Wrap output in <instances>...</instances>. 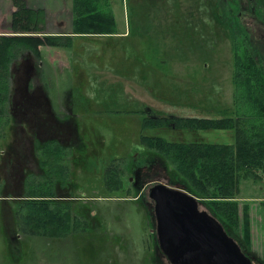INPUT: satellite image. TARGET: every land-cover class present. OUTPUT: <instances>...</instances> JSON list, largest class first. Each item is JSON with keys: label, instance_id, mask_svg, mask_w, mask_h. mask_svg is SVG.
I'll list each match as a JSON object with an SVG mask.
<instances>
[{"label": "rangeland", "instance_id": "rangeland-1", "mask_svg": "<svg viewBox=\"0 0 264 264\" xmlns=\"http://www.w3.org/2000/svg\"><path fill=\"white\" fill-rule=\"evenodd\" d=\"M228 1L223 6L215 0H107L118 33L124 35L75 37L68 50L40 47L52 67L49 93L53 111L75 135L69 140L65 137L69 146L64 166L55 165L48 173L52 178L39 176L36 185L22 183L23 176H17L20 169L28 175L34 168L14 163L0 166V196L18 201L34 187L59 190L54 196L68 198L61 202L63 206L85 223L64 237L25 234L12 223L16 201L0 202V264H164L156 255L154 259L147 198L130 181L134 167L155 156L141 146V136L218 144H232L234 137L232 132L192 134L146 128L143 119L234 116V32L226 5L238 1ZM243 1L241 25L251 50L264 60L260 4L250 0L248 6L249 0ZM72 3L25 0L27 8L43 11L39 19L46 35L71 30ZM11 4V0H0V34H9L3 26L10 21ZM13 130L7 131L12 137L9 141L14 139ZM108 168L122 180L121 189H106ZM258 174L259 180H240L238 199L240 207L246 204L249 210L251 251L247 254L264 264V173ZM151 182L152 186L166 185L158 178ZM148 211L151 215V209ZM240 229L237 237L242 241L241 223Z\"/></svg>", "mask_w": 264, "mask_h": 264}, {"label": "trees", "instance_id": "trees-1", "mask_svg": "<svg viewBox=\"0 0 264 264\" xmlns=\"http://www.w3.org/2000/svg\"><path fill=\"white\" fill-rule=\"evenodd\" d=\"M17 11L13 13V31L22 34L16 44H5L0 39V68L4 69L10 48L23 47L39 55V46L70 48L73 37L34 36L40 34L43 11L25 6V0H12ZM228 1V0H227ZM233 1V0H231ZM259 15L264 17V0H255ZM72 21L70 34L78 37H108L118 34L107 0H72ZM224 0H215L223 4ZM229 3V1H228ZM234 9L236 2L232 3ZM231 39L233 59L232 82L235 91V114L233 117L167 118L144 117L143 126L152 129L178 130L182 133L232 132V144L205 143L199 139L188 143L166 141L160 136H141V146L155 152L148 159L147 166L155 172V178L162 179L172 187L194 196L202 211L207 212L223 226L224 231L240 247L244 254L250 252L249 210L246 204L240 207L238 186L241 179L259 180L258 172L264 173V60L251 50L248 35L238 37L235 25ZM26 34V35H25ZM2 71V70H0ZM2 93V84L0 83ZM2 107V108H1ZM4 113L0 101V116ZM55 153V162L61 158V149ZM55 166V165H54ZM107 169L105 187L109 191L119 190L122 180ZM116 176V177H115ZM24 213L20 221L28 234L64 237L74 227L84 224L73 217L70 208L60 204L53 194L45 191H28L23 202ZM242 224V241L238 240ZM152 236V235H151ZM153 240V239H152ZM154 242V241H153ZM243 246L246 252L243 250ZM250 254V253H249ZM166 258L157 250L154 242V259Z\"/></svg>", "mask_w": 264, "mask_h": 264}, {"label": "flooded vegetation", "instance_id": "flooded-vegetation-1", "mask_svg": "<svg viewBox=\"0 0 264 264\" xmlns=\"http://www.w3.org/2000/svg\"><path fill=\"white\" fill-rule=\"evenodd\" d=\"M237 1L238 3L236 4L235 9L234 5H226V7L228 8V18L231 20L232 29H234L235 25L238 26V37L240 41V37L247 33V31L244 27H242L240 21L241 12L242 9H244V1ZM11 2L10 21L9 23H4L5 25L3 26L4 30L8 31L9 34H0V39H5V41H3L5 44H16L17 37L22 35L13 31V21L16 19L13 17V13L17 11V8L13 4L12 0ZM251 3L252 1L249 0L248 6H251ZM235 11L236 16L233 15V12ZM41 25L42 24H40V26ZM34 36L47 37L48 35L42 32L40 34H34ZM55 36L73 37L70 33ZM40 47L41 46L38 48L39 55H36L31 50L23 47L15 46V48H10L11 54L7 56L6 65L4 69L0 68V70H2L0 71V83L2 84L3 91L2 93L0 92V101H3L4 111L2 116H0V166L14 163L17 167L34 168L32 171L30 170L31 172H29L28 175L25 169H23L22 172L20 169V173L17 172V176H23L21 178L22 183L36 182L35 185L38 184L37 179L39 176L44 177V179H46L45 177L52 178L50 176L51 174L48 175V173L52 169L56 168L54 165H59L60 167L64 166L65 158H67V147L69 146H67V143L65 142V140H67L65 137L69 140L72 134L73 136L75 135L73 129L70 127V130L69 125H65V120L58 119L57 114L53 111L49 93V89L51 87V77L49 71L52 67L48 58L43 57L40 53ZM259 56L261 55L259 54ZM12 128H14V139L9 141L12 137L7 134V131ZM75 141L76 136L72 143L74 144ZM54 148L61 149V158H58V161H56L59 163H55V153L58 152V150H54ZM146 162H148V159L144 162V165L134 167L130 181H133L132 187L135 188L136 191L137 189H140V192L143 190L144 196L147 198V201L145 202L151 228L150 234L152 235L153 241L157 245L155 238L156 219L154 215V202L149 199L148 194L151 187L159 184L153 183L154 185L152 186L151 179L155 178L156 174L149 166H147L148 164H146ZM106 171L107 169L105 170V174ZM23 179L25 180L23 181ZM163 182L165 183L164 180ZM165 186L168 185L166 184ZM168 187L172 188L170 186ZM37 190L39 189H35L34 187L31 191ZM57 191L60 193L59 190ZM57 191L48 190V193H51L54 196V194L58 195ZM26 194L27 192L25 193V196ZM25 196L19 197V206H17V198H1L2 196H0V202L8 203L9 200L16 201V207L11 214L12 223L14 222L18 231L28 234L20 221L21 214H23L25 210L22 205L25 200ZM54 197L60 204H62V201H69L68 198L60 199L56 196ZM148 209H151V215L149 214ZM8 213L6 212L7 218ZM12 223L9 222L8 225L11 226ZM157 250L163 255V253L159 250L158 245ZM248 256H250L253 264H263L258 259H255L254 256L249 254Z\"/></svg>", "mask_w": 264, "mask_h": 264}, {"label": "water", "instance_id": "water-1", "mask_svg": "<svg viewBox=\"0 0 264 264\" xmlns=\"http://www.w3.org/2000/svg\"><path fill=\"white\" fill-rule=\"evenodd\" d=\"M148 196L157 245L169 264H253L194 196L162 184L151 187Z\"/></svg>", "mask_w": 264, "mask_h": 264}, {"label": "crops", "instance_id": "crops-1", "mask_svg": "<svg viewBox=\"0 0 264 264\" xmlns=\"http://www.w3.org/2000/svg\"><path fill=\"white\" fill-rule=\"evenodd\" d=\"M71 31V30H70ZM70 31L69 32H67V33H70ZM125 32V31H124ZM65 33V32H64ZM125 34V33H124ZM123 33L122 34H115V35H113V36H116V35H118V36H120V35H124ZM55 35H61V34H59V33H55ZM73 36V38H75V37H78V36H74V35H72ZM113 36H108V37H113ZM73 38H72V40H73ZM80 38H92V37H80ZM94 38V37H93ZM99 38H101V37H99ZM61 49V48H60ZM66 50V49H65ZM66 53H67V51H66ZM68 55H69V53H67Z\"/></svg>", "mask_w": 264, "mask_h": 264}]
</instances>
